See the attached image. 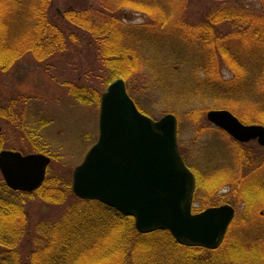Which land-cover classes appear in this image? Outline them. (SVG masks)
Instances as JSON below:
<instances>
[{"label": "trees", "instance_id": "obj_1", "mask_svg": "<svg viewBox=\"0 0 264 264\" xmlns=\"http://www.w3.org/2000/svg\"><path fill=\"white\" fill-rule=\"evenodd\" d=\"M95 1L98 7L83 6L62 14L56 10L52 14L54 0H0V70L11 68L27 53L32 54L38 61H43L58 54H65L72 46L83 41L96 51L99 65L105 74L103 79L106 87L118 77H122L129 83L128 92L131 95L139 89L143 92L151 91L152 87L157 86L159 76H164L163 71L172 68L168 63L179 62L187 71L183 72L187 73L186 77L192 78L191 85L184 86L193 92L188 91L190 96L194 95L199 100L216 97L223 102L227 101L226 98L239 102L246 99L247 103L254 105L253 110L258 112L257 117H263L260 122L264 121V115L260 113L264 110V99L258 98L264 97L261 96V91H264V64L260 60L262 55L232 48V40L237 37L233 33H216L222 24L236 23L238 31L241 28L240 32H249L253 42L263 45L264 26H254L255 21L260 19L254 18L264 15V0H260L262 8L259 11L240 3L233 4V0H209L212 1L211 7H216L210 9L209 6L202 11L206 15L212 12L210 19L207 18L209 21L197 28L189 26L194 32L192 39L195 38V41L211 48L209 53L199 52L202 56L198 64H195L196 61L194 62L192 57L185 60L179 56L183 51L177 49V44L171 46V51L167 47L172 37L184 41L188 39L183 35L187 29L185 24L188 23L182 21L181 16L185 11L190 16L193 13H190L188 5H185L186 0ZM34 3L36 13L30 14L29 8ZM126 8L148 15L151 22L144 25L126 24L123 13L121 15ZM171 18L174 21L169 22L168 19ZM175 33L181 35L175 36ZM162 61H165L162 65L164 68L159 70L156 66ZM188 62L192 63L189 67ZM220 62L230 70L231 77L225 78L222 75ZM153 69H156L155 74ZM99 80H102L101 77ZM63 85L68 87V94L79 104L92 105L100 102L101 94L93 88L95 86L68 81H64ZM245 94L252 96V102L249 97L242 98L246 97ZM136 104L141 109L139 103ZM40 128L36 134L33 133L36 140V137L41 136ZM32 147L43 154L48 151L44 146ZM193 172L197 178L198 191L201 188V174L197 170ZM215 175L212 173L207 177L210 181L206 183L205 190L207 196L211 195V201L203 205L201 210L221 205L216 199L218 197L215 196V191L219 188L217 185L225 179H219L218 172V177ZM241 192L248 203V211L251 212V209L256 210V206L253 207L256 205L255 200H259L256 194H260L259 198L264 195V183L257 179L252 180ZM34 198L43 202L44 207L49 204L60 206L68 203L67 214H64L59 222L49 221L47 228L43 221H38L32 227L33 216L29 211L28 201H34ZM263 200L264 198L259 201ZM99 236L107 242L98 241ZM24 237L31 241L28 243L33 247L28 259L29 264H89L91 261L83 257V254L93 250L91 255L94 261L96 251L102 250L100 255L111 257L109 264L241 263V260L237 263L234 262L236 259L230 258L235 248L241 249L237 243L227 249L223 259L220 249L225 242L220 248L209 250L180 245L166 230L141 234L135 227L133 217L125 216L98 201L78 199L73 194L68 180L47 177L39 189L26 193L11 190L0 177V264H23L25 260L19 251L23 248L20 243ZM46 249L48 251L44 260L38 261L42 259L39 252L42 254ZM245 252L249 250L246 249ZM206 253L210 254L209 257ZM241 256H244L243 253ZM263 263L264 261L259 264Z\"/></svg>", "mask_w": 264, "mask_h": 264}, {"label": "rangeland", "instance_id": "obj_2", "mask_svg": "<svg viewBox=\"0 0 264 264\" xmlns=\"http://www.w3.org/2000/svg\"><path fill=\"white\" fill-rule=\"evenodd\" d=\"M210 2L212 1L186 0L185 5L187 4L188 10L193 13L190 16L185 11L181 16L182 21L188 23L185 24L187 29L183 33L188 39L184 41L181 38L172 37L173 41L170 39V43H167L169 49L177 44V49L183 51V54L179 56L185 60L192 57L194 62L196 61L195 64H198L201 59L202 55L199 52L209 53L211 48L202 42L195 41V38L193 40L194 32L189 26L197 28L209 21V15H212V12L206 15L202 11L211 7ZM232 3H240L248 8L256 9V11L262 8L260 0H233ZM35 4L29 8L30 14L36 13L34 12ZM53 5L51 7L52 14L56 10L62 14L83 6L98 7L95 0H54ZM213 8L216 7L212 6L210 9ZM122 13V17L128 25H144L151 22L148 15L133 9L126 8L121 12V15ZM258 18L260 19L255 21L254 26L259 28V25L264 26V15H258L254 19ZM168 20L169 22L174 21L172 18ZM237 27L236 23L227 22L222 24L216 33L217 35L233 33L237 37L232 36L235 38L232 40V44H234L232 48L236 47L237 50H243L249 54L260 53L262 55L260 60L264 64V44L259 45L253 42L249 37V32H240L241 28L238 31ZM179 31L182 30L179 29ZM174 35L180 36L181 34L175 33ZM164 62L159 63L156 66L157 69L163 70ZM190 63L188 62V67ZM219 64L222 75L225 78L231 77V72L225 67L226 65L222 62ZM168 66H172V68L163 71L164 76H159L157 86L152 87L151 91L143 92L139 89L134 95L129 94L135 103H139L141 109H138L152 119L159 120L167 114H173L177 118L179 149L188 166L201 174V188L196 191L194 201L198 211L211 201V195L207 196L205 190L206 183L210 181V179L207 180V177L212 173L218 177V172V178L225 179L223 183L217 185L219 188L215 191V196L218 197L216 199L221 202V205L218 206L233 205L237 210V216L220 249L223 252V259L226 257L227 249L237 243L241 249H234L230 257L231 260L236 259L234 262L237 261V263L241 260L239 264H259L264 261V200L259 201L264 198V195L259 198L260 194H256V198L259 199L255 200L256 205H253V207L256 206V210L251 209L249 212L248 203L245 202L241 191L242 188L251 184L252 180L257 179L262 184L264 183V147L259 145L256 140L246 145L235 141L229 134L208 120V112L229 110L245 125H264V121L260 122V118L263 117H257L258 112L253 110L254 105L251 106L246 99L239 102L231 99L229 101L226 98L227 101L223 102L216 97L199 100L194 95L190 96L188 91L193 92L184 86L191 85L192 78L186 77L187 73H183L187 72L185 68L179 62H173V64L170 62ZM155 72L156 69H153V74ZM104 75L96 51L83 41L72 46L65 54H58L52 59L43 61H38L32 54L27 53L11 68L6 71L0 70V143H2L0 150H16L24 154H32L40 153L32 146H44L48 149L45 154L52 158L47 177L60 178L71 183L74 167L82 161L85 153L97 141L100 102L92 105L77 103L68 94V87L64 86L63 82L95 86L93 88L102 95L108 87L105 86ZM155 76L157 77V75ZM100 77L102 80H99ZM126 85L128 88L129 83L126 82ZM262 93L264 91H261V96H264ZM244 96L246 97L242 98L249 97L252 102L253 98L250 94ZM258 98L264 99L260 96ZM260 113H263V116L264 110ZM38 128H40L41 136L36 137V140L33 133L36 134V131H39ZM0 177H2L1 174ZM34 199V201L31 199L30 202L28 201L29 211L33 216L32 227L38 221H43L47 228L49 221L59 222V219L67 214L68 203L60 206L49 204L44 207L43 202L37 198ZM97 240L106 241L102 236L97 237ZM28 242L31 241L24 237L20 243L23 246L19 251L22 259L25 260L23 264H29L28 259H30L33 249ZM258 242L259 245H257ZM23 244L27 246L24 247ZM246 249L249 252H245ZM47 251L46 249L42 254L39 252L42 259L38 261L44 260ZM96 252L95 261L91 255L94 250L84 253L83 257L91 261L89 264L110 263V256L107 255L105 258L104 255H100L99 251ZM242 253L244 256H241ZM205 255L209 257L210 254L206 253ZM174 256L178 257L177 254Z\"/></svg>", "mask_w": 264, "mask_h": 264}, {"label": "water", "instance_id": "obj_3", "mask_svg": "<svg viewBox=\"0 0 264 264\" xmlns=\"http://www.w3.org/2000/svg\"><path fill=\"white\" fill-rule=\"evenodd\" d=\"M208 120L241 143L264 147V126L245 125L229 110H212ZM51 157L0 152V173L13 191L40 188ZM72 192L134 218L141 234L169 231L183 246L215 250L226 236L236 210L230 204L193 213L196 177L178 146V120L143 114L118 78L102 93L97 141L73 169Z\"/></svg>", "mask_w": 264, "mask_h": 264}, {"label": "flooded vegetation", "instance_id": "obj_4", "mask_svg": "<svg viewBox=\"0 0 264 264\" xmlns=\"http://www.w3.org/2000/svg\"><path fill=\"white\" fill-rule=\"evenodd\" d=\"M248 143H249V142H248ZM248 143H245V145L248 144ZM236 216H237V211H236ZM236 216H235V218H236ZM234 220H235V219H234ZM225 239H226V238H225ZM224 242H225V240H224ZM221 246H222V244H221L218 248H220ZM218 248H217V249H218ZM263 264H264V263H263Z\"/></svg>", "mask_w": 264, "mask_h": 264}]
</instances>
